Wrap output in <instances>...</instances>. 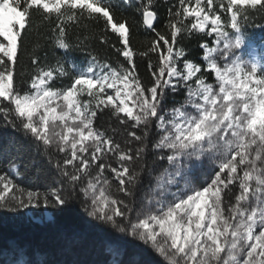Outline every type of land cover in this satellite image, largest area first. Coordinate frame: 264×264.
Returning a JSON list of instances; mask_svg holds the SVG:
<instances>
[{
    "label": "snow or ice",
    "instance_id": "1",
    "mask_svg": "<svg viewBox=\"0 0 264 264\" xmlns=\"http://www.w3.org/2000/svg\"><path fill=\"white\" fill-rule=\"evenodd\" d=\"M249 28L264 32V0H0V129L47 163L26 183L0 146V214L102 227L111 264L125 242L156 264H264V37L250 45ZM86 243L67 227L51 247Z\"/></svg>",
    "mask_w": 264,
    "mask_h": 264
},
{
    "label": "trees",
    "instance_id": "2",
    "mask_svg": "<svg viewBox=\"0 0 264 264\" xmlns=\"http://www.w3.org/2000/svg\"><path fill=\"white\" fill-rule=\"evenodd\" d=\"M163 12V10H162ZM37 19V18H34ZM249 41L251 43L259 44L261 38L264 37V32L259 29H248ZM147 35L141 31L139 36L141 40ZM133 43L139 46V41L134 39ZM195 41L189 45L193 50V55L199 57L200 53L195 48ZM98 47V46H97ZM51 56V50L48 49ZM100 55L105 54L111 56L112 53L106 49L98 47ZM57 55L63 56L64 53L57 51ZM71 60L77 63L83 62L86 57L79 50L68 54ZM140 73L145 76V68L140 67ZM173 99H180V97H170L168 106H171ZM106 119V117H105ZM27 142L22 134L14 133L8 130L6 133L0 129V146H7L11 149L13 155L16 154L17 149L20 151L21 170L24 171V166H27L25 182L36 183V173L38 169H46L47 163L45 158L36 155L27 146ZM0 162L7 163L4 160L3 154H0ZM162 167V165H161ZM149 183L145 177V185ZM143 190V188H142ZM138 198L140 193L137 194ZM87 219V218H85ZM56 220L52 210L32 209L31 211L24 210L23 214H0V262L10 258L9 246L14 242L32 248H39L41 251L47 249L52 259L59 260H87L90 264H111L112 256L108 251V241L111 238L110 234L102 227H91L88 224H82L78 219L63 217L58 224H54ZM67 227L78 228L82 231L83 237L86 240V246L82 250L73 252L71 248L64 251H52V244L57 236L59 230ZM120 259L124 264H156V258L142 246L134 242H125L122 244V255Z\"/></svg>",
    "mask_w": 264,
    "mask_h": 264
},
{
    "label": "rangeland",
    "instance_id": "3",
    "mask_svg": "<svg viewBox=\"0 0 264 264\" xmlns=\"http://www.w3.org/2000/svg\"><path fill=\"white\" fill-rule=\"evenodd\" d=\"M249 43H250V45H252V46H256V45H258V44H255V43H251L250 41H249ZM247 51H248V48L246 47L245 49H244V52L245 53H247ZM203 178V177H202ZM174 190V189H173Z\"/></svg>",
    "mask_w": 264,
    "mask_h": 264
}]
</instances>
